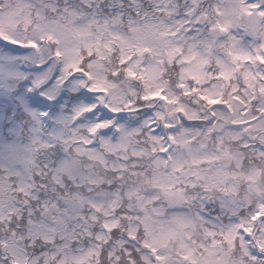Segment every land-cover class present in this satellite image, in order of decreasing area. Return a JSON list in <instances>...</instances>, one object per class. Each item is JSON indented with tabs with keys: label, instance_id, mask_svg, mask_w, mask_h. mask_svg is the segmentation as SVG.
<instances>
[{
	"label": "rangeland",
	"instance_id": "rangeland-1",
	"mask_svg": "<svg viewBox=\"0 0 264 264\" xmlns=\"http://www.w3.org/2000/svg\"><path fill=\"white\" fill-rule=\"evenodd\" d=\"M90 2V0H89ZM137 3V2H135ZM134 3V4H135ZM245 3V4H244ZM247 3L248 0H228V2H225V0H212V4L214 7V13H215V17L219 18L218 21L220 23H222V25L224 27H226L227 25H229V27H232L233 29H230L232 32L235 31L234 27H237V24H233L232 21L233 19L231 18V16L236 12H240V9L243 7L244 9L247 7ZM167 4V2H166ZM252 4V3H251ZM33 5V9L36 10L37 15L40 16L41 18L43 17L42 14L45 13V9L47 11H51L55 13H51V14H56L55 20L56 23L53 24V26L51 25V22L49 21V23L47 24V26H50L49 29L47 31H43V27H39L36 25H32V29H30L29 31V35L31 37H34V42L37 44V46H43V48H45L44 50H47L46 52H48V50L50 49L48 44H45L47 41H52L55 43L56 46V50L58 53L60 54H64L68 51L64 50V48L69 45L70 41H68V36L67 34H65L64 32V27L66 25L70 26L69 30H70V37H73V31L77 32L80 31L81 33H83L85 30L88 29L87 24L81 27L76 25V28H73V25L76 22L77 17V12H72V13H68V19L66 18L67 22L66 24H62V22L60 20H62V17H66L65 14L66 10L63 9V11L60 10H56V6L54 3H50L48 1H42L39 0L38 4H34L32 2ZM30 6V3L28 2V0H23V4L20 3L19 7L20 10L22 11V13L24 14V10L26 8H28ZM174 9H168L167 12H169L168 14H166V16H161V19L158 21H152V22H146L144 24V26L146 28L149 29L150 33L152 34L151 40H148V42L145 41L146 39V31L143 30L141 32H139L138 28L136 27H130L127 28V31L122 30V32L116 33L115 29L117 27H115V24H112L111 27H109V25L107 24V20H104L102 22L101 25V30H104V26H108L109 27V32L111 34V39L110 41H106L105 44L106 46L108 45L109 42L111 41H119L126 49V53H122V56H126V58L122 60L123 61H128V65L127 68L128 70V76L132 77V76H136V67H137V59H132V53H138V55H142L143 52H148L150 53L149 55H152L151 53L155 52V55H153L155 57L154 61L150 60L149 63H151L150 65H154V67L149 69V66H146L147 72H143L139 75H141L143 77L144 82L148 81L151 82L153 84V87L151 85L146 84V86L149 85V88H151V92L154 94V96H159L158 91H160L161 85L157 84L153 81L150 80V78L156 73V72H160L161 71V65H162V57H163V49L166 50L167 53H173V48L176 47L178 48L179 45L181 44L180 38L184 37V39H187L190 37V34H187V29L189 27H194L192 24H195V22L193 21V17L191 12L192 11H188L184 14H172L173 12H177L178 7L174 6ZM250 9H246L245 11H249ZM25 14H28V12L26 11ZM17 13L14 9H10L7 11H3L0 12V21L1 24L4 26H7V30L5 31V35L7 34H11L14 35V32H12V28H13V24L16 23V17H17ZM169 16V17H167ZM91 18H94V21L96 22V20L98 21H102V19L97 18L94 14H90L88 19L89 21L91 20ZM234 20L236 21V23L238 22L237 17L234 16ZM88 21V22H89ZM96 29L99 31L100 30V26L98 24H96ZM129 29V30H128ZM133 33L132 35L129 34ZM236 32V31H235ZM36 34V35H35ZM100 35V34H99ZM134 37V38H133ZM160 37H166L167 40H165V47L160 46L158 44V38ZM239 37V34H238ZM16 38V37H15ZM97 40H99V36L97 37ZM68 41V42H67ZM164 43V44H165ZM239 45L241 46V44L239 43ZM108 47V46H107ZM205 54H207L208 51H204L202 50ZM32 52H27L25 53L27 56H30ZM43 54H45V51L42 52ZM235 53V52H232ZM48 54V53H47ZM206 56V55H205ZM252 59L254 61V63L256 62L257 66L260 67V71H262V73H264V66H262L260 63L264 62V42H260L256 45H252L251 49L245 50V55L241 58L242 59ZM46 59V55L42 56V61ZM206 60V59H205ZM222 58H218L217 62L220 63L222 62ZM207 61V60H206ZM97 66H99L100 61H96L95 62ZM9 65V63H8ZM7 62H6V57L5 55H3L2 53H0V71L2 72V76H7L9 74H11V71L7 70ZM67 66V61L66 64L62 65L59 69V73L57 76H54L53 80L51 81L52 83L50 85H46V83L50 80L51 76L54 73V66L51 64L49 65V67L43 66L41 67V70L39 72H35V76L36 78H34V83L38 86L43 84V87H41V89L39 90L40 93L47 97L50 98L54 101L58 100L60 98V94L62 92L61 87L62 84L64 83V80L66 79V75H65V68ZM244 73H245V79L246 80H251L254 76L255 73L253 72V70L250 68V66H245L244 68ZM139 73V72H137ZM19 74L22 75L23 72L21 70H19ZM112 74H115V70H113ZM148 76H150V78H147ZM259 77H263L262 74H258ZM4 77V78H5ZM103 78L106 79V76L101 73L100 69L97 70H93L92 71V75H91V79L89 81V89L90 90H104L108 93V97L112 96L114 94V92L117 91L116 87H114V84H110L109 82H104ZM185 75L182 76V79L180 80V85H182V93L184 96H189L193 91L191 88L188 87V85L185 83ZM130 79H128L129 81ZM86 83L85 77L81 76L80 78H74L73 80L71 79V81L65 83V90H70V91H76L79 87H81L82 85L84 86V84ZM0 85L2 86L3 83L1 82ZM157 89V90H156ZM167 89V88H166ZM114 90V92H113ZM156 90V91H155ZM168 90V89H167ZM164 90V91H167ZM0 94H4L3 90L0 87ZM102 95H105L104 93H101ZM99 93L96 94V97L99 99V103L101 101L104 100V97ZM120 95L117 100L118 102L121 99ZM125 96V94H123V97ZM164 96H165V92H164ZM22 99L24 97V93L22 94ZM28 100V99H27ZM64 100V99H63ZM62 100V101H63ZM61 101V102H62ZM64 102L60 105V107H63ZM95 105V102H84L81 101L79 102V100L76 102V104H74V106L72 107L73 111L69 112L68 115L70 117H72L73 119L75 118L77 122H80L82 124H80L79 127H85V131L84 134H81L78 132V128L76 126H72L68 131L66 128V125L64 126V120L60 122V124H57L54 126V128L56 130H50V132L47 134L45 133L42 129H41V123H42V119L40 117L37 116L38 111L36 109H29L31 111L30 113V117L32 118V138L31 141H34L37 145L40 146H44V147H48L52 145V140L50 138V136H53L54 138L56 137L57 139H65L66 141H68V144H72L74 142V140H77L78 137L77 135L80 136L81 139H83L85 141V143H90L92 139L93 134L96 135L98 133L99 136V140L103 141V139L105 138L104 135L100 134L99 129L100 128H105L107 125H110L111 122L110 120H106L104 119L103 122L97 119L96 115L92 118L90 113L88 111H90L92 109V107ZM98 105V104H97ZM129 105V101L126 104V106ZM182 108L185 110L186 114H187V119L188 120H194L196 118H198V113L194 110L191 109L189 106L186 105H182ZM84 110V111H83ZM202 109H200L201 111ZM83 111V112H82ZM220 111L214 110V114L217 116H221L219 115ZM158 113V112H157ZM156 113V114H157ZM44 116L47 115V112H43ZM98 114V113H97ZM55 121H59L60 119H64L65 117H67V114L60 112L58 114H55ZM42 116V117H44ZM157 116V115H156ZM153 114H150V120L152 119ZM226 117V116H224ZM54 118V116H53ZM102 120V119H101ZM83 121V122H81ZM76 122V123H77ZM216 124H218V126L214 127V126H209L207 128V130L205 129L204 132L196 129V128H192V129H182V132L176 134L174 136V141L176 143H178V138H180V140L182 141L183 145H186L189 141L193 142L195 140H202L205 143L208 142L210 136L213 134L214 136L217 137V140L214 143V149L218 150V145H221L223 140L221 138V131H219V129L221 128V126L223 124L217 122ZM134 132L136 134L139 133V129L136 127H133ZM127 128L125 127V121H119L118 122V137L116 138V142L118 141H122L124 143L123 148L120 147L119 148L121 150V153L123 151H125V156L129 153L133 154L134 156H141L142 154L145 155V151L140 148H136V147H132L131 144V140L130 139H123V137L127 138V132H126ZM192 131V132H188V131ZM64 132H66V138H63V134ZM126 132V133H125ZM217 132V133H215ZM62 133V134H61ZM224 133L227 134V131H224ZM229 133H233L230 135V138L232 140H236L237 138H239L241 133L240 131H231ZM203 134L200 138H197L198 135ZM153 135L151 133V131H149L147 133V138H149V136ZM158 136L156 134H154V137ZM227 136V135H226ZM107 140V139H105ZM130 140V141H129ZM142 141L144 140L143 138L141 139ZM134 144L137 146V142L134 139L133 140ZM204 142H201L200 146L198 149H195L194 152L197 153L199 159L200 157H202V160H200V163H206V162H213V164L215 165V167H211L210 165H206L205 170H202L201 168H199L198 170H195L194 173H192L191 175L193 176V178L191 179L193 182H191L189 184V180H187V185H193L195 183L194 180L196 179H200V181L204 182V184H212L211 187H219L221 183L226 182L227 177H231L232 173L231 172H226L224 171V169H222V166L218 164V160H219V156L217 151H213V156L209 157V154L204 150ZM212 143V142H211ZM246 144V142H245ZM226 146H228L226 144ZM6 148V150L4 152H2L4 149ZM83 148H86L83 145ZM192 148L186 149V153H189V155H191V157H195V154L192 152ZM80 148L78 146L73 148V152L75 154H79ZM13 154L11 157L10 155ZM70 152L69 150L65 153V155L60 159L62 161H58L57 164L53 167L56 171L53 173L54 175H58V174H66L68 172V176L70 178L74 177V173L72 170V160L69 161V155ZM118 154H120V152L118 151ZM0 157H2V159H5L3 161L0 162V166H5L3 164L4 161L9 162L11 165L14 166V164H17L18 161H20V163L23 164V162L26 161H34L33 158L30 157L29 153H25V152H20L17 153L15 152L14 147L11 144H5L3 143V146L0 145ZM23 157V158H22ZM21 159V160H20ZM163 157L162 158H157L155 159L154 163H155V167L157 168V171H154L155 173L154 175V180H152V182L154 184H157V186H160V188H166L169 189L170 188H174L177 185H179L180 179L176 176V174L174 173L176 166L172 165L171 163L167 164V162L165 163L163 161ZM75 160H79V159H75ZM241 163V156L238 154L236 157V165H239ZM95 162L94 161H90L89 163L86 164V167H90L92 165H94ZM217 165V166H216ZM165 171V173L162 171ZM248 171L251 172L252 175V179L251 182L248 183L249 190L250 189H255L258 191H262V188L259 187V184L256 182L257 181V177L258 174L257 173V168L250 166L248 167ZM253 170H255L253 172ZM18 173H20L23 177L25 176L26 172L24 171H19ZM237 174V171H235L234 175ZM227 177H226V176ZM196 177V179L194 178ZM60 185H63V183L61 181H59ZM3 183V182H2ZM203 184V185H204ZM218 184V185H217ZM205 186V185H204ZM260 188V189H258ZM230 189V187H229ZM134 191V187L132 186H128L127 189L125 190V196H130L132 194V192ZM189 198H187V200H184V204H187L188 206L190 204L194 203H198V204H204L205 202H207V199L205 196H202L201 199H198V201H195L194 199H191L190 196H188ZM121 199V196L118 195V191H116V194H114V196H112V198L110 199V202L113 204L119 203ZM151 200H155V202H158L159 197L158 195L154 194V198H149L148 201L146 200L145 203L148 205V211L147 214L145 216H143L142 218H150L149 221L154 220V221H158V222H162L164 223V221L166 220V216L165 214H167V212L165 213V211H163L162 204L158 205L155 204L156 206H153L152 208H150V206L153 204V202ZM186 205V206H187ZM111 208H114L111 207ZM235 208L238 210L237 206H235ZM67 207L64 208L65 212L64 215L61 217L62 221H66L67 220H75L76 217L78 218L77 215H73L71 213H69L68 211H66ZM202 209L203 207H199L198 211L195 210L193 212V219L196 218L195 216H199L200 213H202ZM261 209H263V213H264V206L263 204H261ZM111 212V211H110ZM182 213V211H180ZM164 214V215H163ZM183 216V215H182ZM153 218V219H152ZM172 218H181V214H179V212H176V216H174V214L172 215ZM184 219H192L189 217H185L183 216ZM182 219V218H181ZM176 224H178L177 222H175ZM187 221H184V224H187ZM214 224H216L214 222ZM55 230H61L60 232L64 231L65 227L61 224V225H57L54 227ZM174 230H176V228H173ZM230 229V228H229ZM228 230V228H227ZM231 230V229H230ZM262 234H264V221L262 222ZM225 236H230L229 233H224ZM73 239V234H72V230H71V234L69 235V240L72 241ZM67 246H69V244H67ZM11 254L13 255H18L20 258V262L19 264H28L27 263V256L25 253H23L20 249L18 248H12L11 249ZM68 255L70 256L71 261L74 259L75 261H77V257L74 258L72 255L70 254H61V255H54V256H48L46 254H41L40 258L42 261V264H48L49 259H54L56 261L57 264H67L68 263ZM212 258V259H211ZM206 259L207 261H209V263H217V264H223L224 258L222 256V253H220V251L217 250H212L210 249V251L207 252L206 255ZM208 263V264H209ZM214 264V263H213Z\"/></svg>",
	"mask_w": 264,
	"mask_h": 264
},
{
	"label": "flooded vegetation",
	"instance_id": "flooded-vegetation-1",
	"mask_svg": "<svg viewBox=\"0 0 264 264\" xmlns=\"http://www.w3.org/2000/svg\"><path fill=\"white\" fill-rule=\"evenodd\" d=\"M254 111V107L252 110H248V116H252ZM263 117L264 111L237 124L245 126V124L252 122L246 127L249 130L254 123L260 122ZM127 206L129 208H125L124 212L115 213L112 218L105 220L106 224L104 226L107 227L109 236H105L103 227L100 225L97 227V234L93 236L95 264H150V251L157 254V264H196L197 252L189 250L194 246L196 247L193 234L188 236L166 234L164 224H158L151 228L148 220L132 218V216L137 215H134L131 205L128 204ZM98 216L100 217V215ZM98 221L102 220L99 218ZM186 227H189L190 232H193L192 225ZM195 227L197 228V225ZM209 229L211 234H209L210 236H202L204 241L225 242L224 247L227 248V253H234L235 250L232 248L231 241H235L237 236H234L233 239L227 236V240L219 237L213 239V232L217 229H215L212 222L209 224ZM258 233L259 231L256 230L248 239L249 242H254L257 254L247 249L248 245L245 240L239 239L235 242L238 251L243 252L246 257L243 264H261V259H264V249H262L264 248V237ZM194 236L198 238L197 234ZM210 237H212L211 240ZM256 255L261 257L256 260ZM193 259H196V261L194 262ZM251 259L254 261L251 262ZM6 262L3 259L0 264Z\"/></svg>",
	"mask_w": 264,
	"mask_h": 264
},
{
	"label": "trees",
	"instance_id": "trees-1",
	"mask_svg": "<svg viewBox=\"0 0 264 264\" xmlns=\"http://www.w3.org/2000/svg\"><path fill=\"white\" fill-rule=\"evenodd\" d=\"M126 6H128L127 10L130 11L129 5L126 4L125 8ZM91 9L92 7L90 6L89 11ZM21 23H23V20L19 21V24ZM88 59H89V55H88ZM87 63H88V60L83 65ZM19 80H20L19 77H14L11 79L12 87L11 88L6 87L8 96L4 100V104H2V108L5 111V117L3 119V123H2V119H0V131L4 133L6 141L16 140L19 137L18 136L19 134L25 133L27 131L28 126L32 122V120H29L28 118L29 113L25 112V109L29 107L26 97L25 99L16 98V93L21 90V85L23 84L21 83V85L20 84L18 85V83L20 82ZM16 88H18V90H16ZM0 101H2L1 98H0ZM0 115L1 117L3 116V114H0ZM28 137L29 136H27V138ZM33 153H35L33 154V157L35 158V161L37 162V166L39 164V170H40L39 175L41 176L42 174H45V172L49 170V166L44 162L48 161V159L51 158L53 154H55L54 146L51 148L40 146L37 151L33 149Z\"/></svg>",
	"mask_w": 264,
	"mask_h": 264
}]
</instances>
